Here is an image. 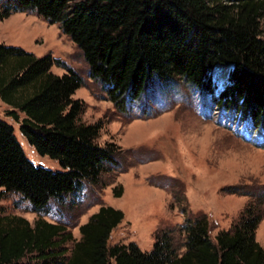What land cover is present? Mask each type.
Segmentation results:
<instances>
[{
	"label": "trees",
	"instance_id": "1",
	"mask_svg": "<svg viewBox=\"0 0 264 264\" xmlns=\"http://www.w3.org/2000/svg\"><path fill=\"white\" fill-rule=\"evenodd\" d=\"M13 11H33L57 23L80 49L88 75L120 108L151 79L168 87L179 77L210 91L208 73L221 63L228 70L215 104L264 134V36L258 22L264 0H0V18ZM53 64L64 71L52 72ZM81 83L50 53L36 56L0 43V100L9 106L4 112L39 154L60 166L32 163L13 126L0 118V187L20 194L33 211L44 213L50 199L62 201L85 182L97 183L105 163L117 165L112 142L95 141L100 123L78 118L82 101L72 93ZM120 189L113 188V195ZM122 217L119 208L100 204L74 239L64 224L40 215L31 223L0 215V264H264V248L254 239L259 213L250 206L213 237L204 214L186 216L177 227L180 252L168 228L154 234L149 250L134 242L109 243Z\"/></svg>",
	"mask_w": 264,
	"mask_h": 264
},
{
	"label": "rangeland",
	"instance_id": "2",
	"mask_svg": "<svg viewBox=\"0 0 264 264\" xmlns=\"http://www.w3.org/2000/svg\"><path fill=\"white\" fill-rule=\"evenodd\" d=\"M258 22L264 36V13ZM0 43L21 46L36 56L50 53L81 76V85L72 93L82 101L78 118L100 123L95 141L112 142L117 164L105 163L97 183L85 182L78 193L62 201L50 199L44 213L33 211L20 194L0 187V215L17 214L30 223L40 215L64 224L77 239L78 225L100 204H108L123 213L109 243L134 242L149 250L154 234L168 228L180 252L182 233L177 227L186 216L204 214L213 237L250 206L259 213L254 239L264 248V134L215 104L227 66L219 63L209 71L210 91H200L179 77L168 87L151 79L143 92L120 108L88 75L80 49L57 23H48L33 11H13L0 18ZM50 70L59 74L64 68L53 64ZM8 107L0 100V118L13 126L25 156L36 165L59 169L56 159L39 154L27 142L19 122L5 114ZM118 186L120 194L115 196L113 188Z\"/></svg>",
	"mask_w": 264,
	"mask_h": 264
},
{
	"label": "bare ground",
	"instance_id": "3",
	"mask_svg": "<svg viewBox=\"0 0 264 264\" xmlns=\"http://www.w3.org/2000/svg\"><path fill=\"white\" fill-rule=\"evenodd\" d=\"M225 77H226V74H225V76H222V77L219 79V81L222 83V81L225 80Z\"/></svg>",
	"mask_w": 264,
	"mask_h": 264
}]
</instances>
